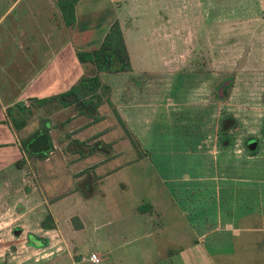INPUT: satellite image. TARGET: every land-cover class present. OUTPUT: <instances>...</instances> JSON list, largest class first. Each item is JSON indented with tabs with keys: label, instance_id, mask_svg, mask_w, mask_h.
Wrapping results in <instances>:
<instances>
[{
	"label": "crops",
	"instance_id": "1",
	"mask_svg": "<svg viewBox=\"0 0 264 264\" xmlns=\"http://www.w3.org/2000/svg\"><path fill=\"white\" fill-rule=\"evenodd\" d=\"M161 1L169 3L172 0H78L75 7L76 20L69 26L65 22L59 0H0V264H9L11 247L16 250L11 243H15V246L22 244L26 253L32 255L51 250L48 254L53 256L51 264H82L86 261L96 264L90 260V256L80 260L75 242L71 235L68 236L71 231L82 230L85 226L83 221L84 226L77 228L71 223L70 216L63 220L61 214H56L52 223L42 225V212L45 206H50L46 205L45 183L41 182L37 172L29 166L31 159L38 158L29 157L22 146L24 138L29 136L26 133L29 114L25 115L26 125L16 128L10 111L16 116L18 109L32 108L33 115L34 108L43 104L41 100L66 92L83 78L95 75V65L81 62L78 51L99 47L112 25L119 22L132 70L99 73L102 81L106 76L117 77L121 81L112 86L110 101H101L98 105L95 117L90 114L94 112L90 107L84 112L76 105L56 107L54 115L61 116L69 112V118L53 123L51 135L54 150L46 159L40 160L45 161L52 155L56 156V150L61 144H68L61 152L62 158L79 154L83 159L90 160L104 153L109 155L105 151L82 152L76 142H107L111 132L108 128L101 127L110 121L111 115L107 108L112 103L116 116H120L123 121L122 124L134 136L137 135L136 126L139 123H135V118L139 117L141 110L135 97L140 94V87H127L128 81L125 78H135L145 72L142 69L146 67L135 68L136 53L133 51L137 52V42L151 38L154 40V30L166 32L171 27L166 21H157L156 25L150 23V16L162 15L158 14L160 8H157ZM151 4L153 8L157 4L156 10L151 11L147 7ZM200 8L212 15L204 25L209 24L214 29H237L233 25L238 21L248 23L250 31L264 25V0H200ZM146 32H150L151 37ZM166 37L165 35L164 39ZM34 102L35 106L32 105ZM146 123L144 124L147 125ZM121 130L117 141L125 138L123 126ZM134 153L127 161L119 162L110 174L139 160L140 157ZM125 157L121 152H116L114 156L116 160ZM102 160L96 165L97 171L105 168L104 165L108 163ZM23 161L18 166V162ZM29 170L34 172L33 182L29 179ZM96 174L94 170L89 174V179L80 181V185L86 188L93 178H105L99 177L102 173ZM160 178L164 185H168ZM251 183L244 187L246 191L241 198L232 193L229 183L222 184L217 178L186 186L184 190L191 192L190 195H199L200 198L196 201L188 198L181 203L171 201L169 208L172 207L180 213L173 223L166 220L169 211L164 206L159 209L154 202L138 206L139 212H133L148 216L144 220V230L133 233L131 237L124 236L128 241L122 245L140 239L148 244L139 249L135 248L132 254H123V262L119 257H109L112 248H106L104 252L92 250L91 254L97 253L103 264H264V180L256 179ZM222 186L228 187L224 188L226 191L223 194L220 191ZM247 190L252 195L251 199L247 197ZM165 193L166 191L161 193L163 202ZM93 195L91 192L86 193L84 199L77 202L90 201L94 198ZM202 196H205V200ZM75 199L78 197L66 195L59 198L58 204L54 203L52 206L63 212ZM209 206L213 207L212 214L200 216V209ZM192 210L196 211L195 216L191 215ZM52 212L54 213L53 210ZM40 231H45V238L40 236ZM52 235L55 238L58 235L67 244L52 247ZM44 259L45 256L42 259L36 258L34 264H44Z\"/></svg>",
	"mask_w": 264,
	"mask_h": 264
},
{
	"label": "rangeland",
	"instance_id": "2",
	"mask_svg": "<svg viewBox=\"0 0 264 264\" xmlns=\"http://www.w3.org/2000/svg\"><path fill=\"white\" fill-rule=\"evenodd\" d=\"M156 5L154 8L152 4L147 7L154 11ZM157 8L160 12H156L162 15L156 16L152 12L155 16H150V23L156 25L157 21H166L171 27L166 32L154 30V40L137 42V52L133 51L136 53L135 68L146 67L142 69L145 74L125 78L127 87H140V94L135 97L141 110L140 118H135V123H139L136 126L137 135L134 136L125 126L124 140L119 138L120 141H117L122 124L111 102L107 108L110 121L101 127L111 132L107 142L90 141L82 146L83 150L89 151L96 143L109 155L104 153L90 160L83 159L79 154L62 158L61 152L68 144H61L56 156L52 155L45 161L31 159L29 163L41 182L45 183L46 205L51 206H45L43 215L39 214L44 218L42 225L52 223L56 214H61L63 220L70 216L71 223L77 228L84 223L82 230L68 234L75 242L80 260L89 258L92 250L104 252L106 248H112L109 257H119L123 262V254H132L135 248L147 245L142 239L122 245L128 241L124 236L131 237L133 233L144 230V220L148 216L133 212H139L138 206L148 202L156 203L159 209L164 206L169 211L166 220L173 223L180 213L169 208L171 201L181 203L188 198L193 201L200 198L184 190L188 185L217 178L222 184L229 183L232 193L241 198L246 185H251L256 179L264 180V25L250 31L248 23L238 21L233 25L237 29L211 28L209 24H204L212 15L207 14V10L203 12L200 0L161 1ZM150 32L146 33L151 37ZM142 48L144 53L140 54ZM103 81L109 90L100 88L95 101L105 103L111 99L112 86L121 80L106 76ZM224 83L228 85L221 91ZM59 106L62 107L57 99L41 107L36 106L35 113L33 111V115L27 116L29 126L26 133L30 136L45 124L51 128L53 123L69 118V112L54 115L55 108ZM251 140L257 141L254 150L248 147ZM103 143L110 144V147L106 149ZM116 152L126 157L116 160ZM133 152L140 157L139 160L110 174L119 162L127 161ZM101 160L108 163L97 171L96 165ZM94 170L96 175L102 173L100 178H105H93L88 187L79 191L83 187L80 181L89 179ZM34 172L29 170L31 182ZM160 177L168 185H164ZM246 180L249 181L244 183ZM224 188L228 187H221L222 194L226 191ZM162 191H166V203L162 201ZM89 192L94 194L92 200L77 202ZM246 194L249 198L252 196L249 191ZM66 195L78 199L63 212L57 211L52 205L58 204L59 198ZM195 212L192 210L191 215L195 216ZM212 212L213 207L209 206L200 209L199 213L201 216L211 215ZM40 232V236L45 238V231ZM55 236L51 237L52 247L67 244L64 239ZM14 244L11 243V246L16 250L11 247L9 264H34L36 258L42 259V256L46 258L44 264L53 262V256L48 255L51 250L32 255L26 253L22 244ZM82 264L92 263L86 261Z\"/></svg>",
	"mask_w": 264,
	"mask_h": 264
},
{
	"label": "trees",
	"instance_id": "3",
	"mask_svg": "<svg viewBox=\"0 0 264 264\" xmlns=\"http://www.w3.org/2000/svg\"><path fill=\"white\" fill-rule=\"evenodd\" d=\"M77 1L78 0H59V6L62 10L65 22L69 26H72L76 20L75 7ZM78 58L83 63H92L95 65L97 68L96 74L83 78L79 84L66 92L41 100V103L45 104L46 102L57 99L62 106L76 105L82 112L90 107L91 110L94 111L90 114L96 116L97 108L101 100L95 101V97H97L100 88L109 90V86L102 83L99 73H119L132 70L129 52L119 22H115L112 25L99 47L92 50L78 51ZM32 105L35 106V102ZM10 112L12 113L16 128H21L26 125L25 115L31 114L32 108L26 109V107H24L23 109H18L19 113L16 116L13 115V111ZM117 118L122 124L123 121L121 117L117 115ZM122 126L125 127L126 125L122 124ZM84 145L85 142H76V146H79L82 152H84L82 149ZM103 145L106 149L110 147V144L107 143H103ZM22 146L29 154V157L46 159L54 150L51 128L45 124L44 127L39 128L30 136L24 138ZM91 151L103 150L95 143V147ZM22 163H24V161L18 162V166ZM88 186L89 184L87 187ZM83 189H85V187H83Z\"/></svg>",
	"mask_w": 264,
	"mask_h": 264
},
{
	"label": "water",
	"instance_id": "4",
	"mask_svg": "<svg viewBox=\"0 0 264 264\" xmlns=\"http://www.w3.org/2000/svg\"><path fill=\"white\" fill-rule=\"evenodd\" d=\"M228 85V83H224L223 84V86H221V88H220V90L221 91H224V88H225V86H227ZM223 94L220 92V96H222ZM227 143V142H226ZM257 144V141H255V140H251L250 142H249V144H248V147H249V149L250 150H254L255 148H256V145Z\"/></svg>",
	"mask_w": 264,
	"mask_h": 264
},
{
	"label": "built area",
	"instance_id": "5",
	"mask_svg": "<svg viewBox=\"0 0 264 264\" xmlns=\"http://www.w3.org/2000/svg\"><path fill=\"white\" fill-rule=\"evenodd\" d=\"M90 260L96 264H103L102 259L98 256L97 253H92L90 255Z\"/></svg>",
	"mask_w": 264,
	"mask_h": 264
}]
</instances>
